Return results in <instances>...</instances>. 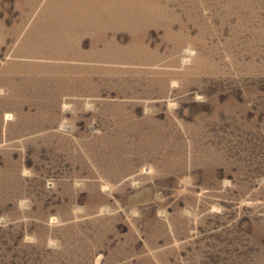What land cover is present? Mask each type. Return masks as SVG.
Segmentation results:
<instances>
[{
	"label": "rangeland",
	"instance_id": "1",
	"mask_svg": "<svg viewBox=\"0 0 264 264\" xmlns=\"http://www.w3.org/2000/svg\"><path fill=\"white\" fill-rule=\"evenodd\" d=\"M154 3L93 47L0 1V264H264V0Z\"/></svg>",
	"mask_w": 264,
	"mask_h": 264
},
{
	"label": "bare ground",
	"instance_id": "2",
	"mask_svg": "<svg viewBox=\"0 0 264 264\" xmlns=\"http://www.w3.org/2000/svg\"><path fill=\"white\" fill-rule=\"evenodd\" d=\"M44 4H45V7H44L45 9L43 10L44 11L43 16H46V14L48 15L49 12L50 13L52 12V13H57L58 15H60L61 18H65V20L51 21L47 25V27L49 28V31H45V32L40 31V33L44 35L43 37H40L41 41L45 43H78L81 38V33L87 32L95 38V44L93 43L94 44L93 47H99V45H97L99 42L98 40H96V38L104 37V36H107L113 33L114 36H112V39L108 43H104V47H107L117 42V40L115 39L116 37L115 35L117 32L123 30V31H127L132 36V40L130 41V43H128V46L135 47L136 45H138V43L144 44V42L139 39L141 30L143 29V25H142L143 21L149 20V19L150 20L160 19L158 14L156 15L152 11V9H155L153 8L155 5L154 0H48V2H44V0H26L25 3H20V0H18V7L21 10H23L25 7H30L32 9L37 10V8L41 6L43 7ZM79 13L94 14L96 15V17L99 15H101V17H104L105 14H109L110 18L113 17V19H111V29H106V26H105V29L96 28L94 31H91L90 28H89L90 30L88 31H83L82 29H78V28L74 29L75 26L77 25V20L75 17H77V14ZM24 15L26 14L24 13ZM50 17L48 18L49 20L51 19ZM107 18L108 17H106V20ZM43 20L45 21V17ZM28 21H29V16H25L22 21L23 22L22 27L25 26ZM39 21H42V20L39 19ZM39 23L40 22H38V20L33 21L34 26H33V29L31 30L32 32L37 30V26L38 25L40 26ZM118 24H120L121 28H116ZM50 25L56 28H52L50 27ZM0 28L2 30L5 29L3 22L0 23ZM14 31L15 30H10L9 32L6 31L7 33H4L5 35L3 34V37H0V41H2L3 39H6L4 38V36L9 37V36L14 35ZM169 32L171 33V28L170 30H168V33ZM35 47L36 46H34V48ZM43 48L45 49L44 51H43ZM41 49L45 54H49L50 56L52 55V56L66 57L68 55L78 54L76 49L73 46L63 47V46H55V45H42L41 48L37 49V52L40 53ZM32 54H34V51Z\"/></svg>",
	"mask_w": 264,
	"mask_h": 264
}]
</instances>
